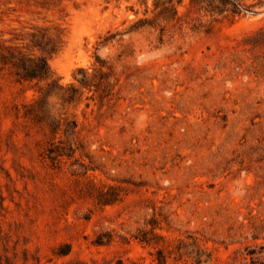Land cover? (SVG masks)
I'll return each instance as SVG.
<instances>
[{
  "label": "rangeland",
  "instance_id": "374dc122",
  "mask_svg": "<svg viewBox=\"0 0 264 264\" xmlns=\"http://www.w3.org/2000/svg\"><path fill=\"white\" fill-rule=\"evenodd\" d=\"M262 246L264 0H0V264Z\"/></svg>",
  "mask_w": 264,
  "mask_h": 264
},
{
  "label": "trees",
  "instance_id": "16d2710c",
  "mask_svg": "<svg viewBox=\"0 0 264 264\" xmlns=\"http://www.w3.org/2000/svg\"><path fill=\"white\" fill-rule=\"evenodd\" d=\"M165 3L163 1L162 5H165ZM155 7L158 8L159 6L156 4ZM10 55L14 60L11 63L12 67L16 69L20 82L37 80L49 84L50 81H54L53 74L45 58L24 57L14 53H10ZM80 83L82 86L85 85L83 80ZM247 254L249 256V264H264V257L262 256L264 254V246L260 247L259 250H249Z\"/></svg>",
  "mask_w": 264,
  "mask_h": 264
}]
</instances>
